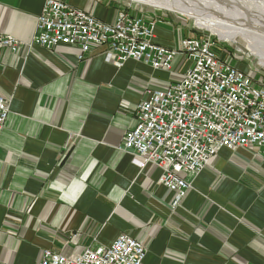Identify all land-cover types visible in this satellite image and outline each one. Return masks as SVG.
<instances>
[{"label": "crops", "instance_id": "crops-1", "mask_svg": "<svg viewBox=\"0 0 264 264\" xmlns=\"http://www.w3.org/2000/svg\"><path fill=\"white\" fill-rule=\"evenodd\" d=\"M44 2L0 0V35L19 44L15 53L0 50V96L9 103L0 136V264H37L44 250L73 256L122 234L145 248L142 264H264L261 149L219 150L186 177L189 189L175 203L158 184L160 170L139 169L118 148L146 93L188 65L176 58L170 71L134 60L115 67L102 46L79 61L74 47L31 45ZM68 4L106 23L119 8L112 0ZM155 26L163 47L190 36L168 18Z\"/></svg>", "mask_w": 264, "mask_h": 264}, {"label": "built area", "instance_id": "built-area-1", "mask_svg": "<svg viewBox=\"0 0 264 264\" xmlns=\"http://www.w3.org/2000/svg\"><path fill=\"white\" fill-rule=\"evenodd\" d=\"M121 6L111 23L71 7L68 0H45L37 17L31 45L52 49L74 47L82 61L92 47H105L107 64L127 60L170 71L176 58L184 68L164 89L149 90L135 107V126L121 146L139 169L160 170L158 184L178 203L187 193V176L205 169L219 150L257 147L264 157V84L224 60L208 37L183 38L176 48L154 42L155 20ZM18 41L0 35V50L13 53ZM0 96V136L9 113ZM145 248L122 234L109 246L86 249L73 256L44 250L37 264H142Z\"/></svg>", "mask_w": 264, "mask_h": 264}, {"label": "bare ground", "instance_id": "bare-ground-1", "mask_svg": "<svg viewBox=\"0 0 264 264\" xmlns=\"http://www.w3.org/2000/svg\"><path fill=\"white\" fill-rule=\"evenodd\" d=\"M129 1L190 18L224 41L244 43L264 69V0Z\"/></svg>", "mask_w": 264, "mask_h": 264}, {"label": "rangeland", "instance_id": "rangeland-1", "mask_svg": "<svg viewBox=\"0 0 264 264\" xmlns=\"http://www.w3.org/2000/svg\"><path fill=\"white\" fill-rule=\"evenodd\" d=\"M115 5L118 7L121 6H131L132 8H137L143 12L148 13V15L156 20L159 17L168 18L173 22H176V25L182 24L184 30L190 33V36L186 37H197V36H206L211 38L219 47V50L224 53V60L226 59L229 62H232L237 67H240L243 72L248 73L251 77L255 79H260L264 83V69L258 64V60L254 55L250 53L248 48L244 43H232L230 41H224L220 36L213 34L207 30L199 29L195 26L194 21L190 18L182 17L178 14H174L168 11H164L159 8H152L142 4L132 3L129 0H112ZM247 2V1H246ZM162 23V22H160ZM165 24V22H164ZM156 27V26H155ZM241 45V46H240Z\"/></svg>", "mask_w": 264, "mask_h": 264}, {"label": "water", "instance_id": "water-1", "mask_svg": "<svg viewBox=\"0 0 264 264\" xmlns=\"http://www.w3.org/2000/svg\"><path fill=\"white\" fill-rule=\"evenodd\" d=\"M132 3H134V2H132Z\"/></svg>", "mask_w": 264, "mask_h": 264}]
</instances>
